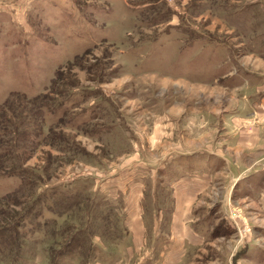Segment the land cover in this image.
Segmentation results:
<instances>
[{"label": "rangeland", "instance_id": "rangeland-1", "mask_svg": "<svg viewBox=\"0 0 264 264\" xmlns=\"http://www.w3.org/2000/svg\"><path fill=\"white\" fill-rule=\"evenodd\" d=\"M8 170L0 264H264V0H0Z\"/></svg>", "mask_w": 264, "mask_h": 264}, {"label": "trees", "instance_id": "trees-1", "mask_svg": "<svg viewBox=\"0 0 264 264\" xmlns=\"http://www.w3.org/2000/svg\"><path fill=\"white\" fill-rule=\"evenodd\" d=\"M15 94H18V93H15ZM20 94L26 95L24 93H20ZM38 96L39 95H35V97H38ZM41 96H42V94H41ZM67 99H68L67 97L62 99V100H59V99H48V102L42 103L41 105H42L43 116L44 117H48V114H51V113H53L55 111L60 110L65 105ZM64 112H67V111H63L62 114H61L62 116H59L57 119L53 120V123L54 122H59L61 119H64V116L68 115L67 113H65L63 115ZM70 122L71 121H69L68 123H70ZM79 122L80 121H78V124L74 125V128L76 130L80 127V124H82V123L79 124ZM0 177H19V178L21 177L22 178L23 174L20 173L19 170H8V171L0 172ZM14 192H16V191L8 192V193H6L4 195V197L10 196ZM35 214L40 215L39 212H37ZM28 218H29V216H27V212H26L23 215H21V217L19 216V218L14 223H12L10 226L0 227V245L5 247V243H8V240L10 239L11 236L14 237V235L19 234L20 233L19 230L25 224V221H29Z\"/></svg>", "mask_w": 264, "mask_h": 264}]
</instances>
